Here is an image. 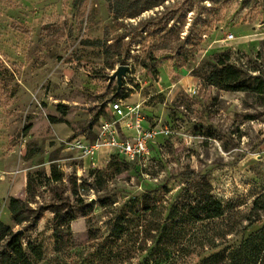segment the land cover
I'll return each mask as SVG.
<instances>
[{"label":"rangeland","instance_id":"obj_1","mask_svg":"<svg viewBox=\"0 0 264 264\" xmlns=\"http://www.w3.org/2000/svg\"><path fill=\"white\" fill-rule=\"evenodd\" d=\"M111 2L0 0V264L16 232L32 264H151L170 225L184 236L176 263L194 264L264 223V211L246 220L264 195V0H156L135 16L141 0ZM219 60L259 75L248 83L261 92L211 84ZM136 118L158 131L143 159L69 144L102 141L105 124L130 138ZM205 189L225 215L195 222L188 205ZM11 198L26 202L24 221Z\"/></svg>","mask_w":264,"mask_h":264},{"label":"trees","instance_id":"obj_2","mask_svg":"<svg viewBox=\"0 0 264 264\" xmlns=\"http://www.w3.org/2000/svg\"><path fill=\"white\" fill-rule=\"evenodd\" d=\"M111 4V0H107ZM128 1V0H124ZM140 0H132V5L137 4ZM164 1V0H162ZM213 2H227L228 0H212ZM141 6L135 10L134 12L129 13V16H135L143 9H148L157 5L156 0L152 2L151 0H141ZM117 4V3H116ZM114 10V15L116 18L120 17L118 14L119 7L118 5H112ZM211 70L207 75V80L222 89L225 90H232V91H246V90H253L256 92H261L260 85H251L248 83L249 81L257 82L259 81V75H243V72L240 68H237L235 65L224 62V61H217L216 64L211 65ZM153 70V69H152ZM248 80H247V78ZM117 96L114 95L112 98H116ZM53 180H57V177H54ZM27 190L29 191V183L27 186ZM199 193L196 197L192 200V203L188 205L187 215L190 219L194 220L195 222L203 221V220H211L222 218L225 215L224 208L222 204L217 201L211 194L209 189H205V191H198ZM81 203V199H78ZM26 202H22L18 199L11 198L10 199V211L12 214L13 219L16 222H21L25 220V217L22 216L23 212L26 210ZM264 211V195H258L252 202L249 214L246 215V220H249V225H253L254 223H260L261 217L260 212ZM254 216V219L251 218ZM64 221H71L74 219L72 213H66L64 215ZM58 223V222H56ZM173 224V223H172ZM164 228V234L161 236H168L167 244L165 248H163V258L161 259H154L151 264H177L178 261L176 258L179 254V249L175 248L173 245L178 246L180 244L178 239H183L182 232L174 233L171 236V232L173 227ZM68 229V227L66 228ZM53 235L56 242V247H58L59 243L62 242L63 239V230H60L56 224L53 229ZM122 232V229L116 230L113 233V236H119ZM66 233V232H65ZM68 233V232H67ZM222 232H217V236H221ZM178 244V245H177ZM7 247L10 249V253L12 254L11 259H14L9 264H14L16 262H20L21 264H32L31 261L28 259L22 244L19 241L18 233L10 234V237L6 243ZM214 247H217L221 244L213 243ZM30 244L28 243V247ZM33 255L36 259L41 258L42 251L39 247H35L32 249ZM194 264H264V223L256 229L255 231L250 232L247 236L242 237L241 240L237 243H232L223 246L221 249L210 253L206 256L201 257L197 262Z\"/></svg>","mask_w":264,"mask_h":264},{"label":"built area","instance_id":"obj_3","mask_svg":"<svg viewBox=\"0 0 264 264\" xmlns=\"http://www.w3.org/2000/svg\"><path fill=\"white\" fill-rule=\"evenodd\" d=\"M112 109L118 119L126 117V113L119 102H113ZM127 126H133L135 131L130 138L121 139L115 135L111 124H105L101 131V135L104 136L102 141L85 143L75 138L69 144L85 155L94 154L101 147H107L110 152L122 155L127 161H136L147 157L151 152V144L158 131L143 127L140 118H136L133 122L130 119Z\"/></svg>","mask_w":264,"mask_h":264},{"label":"water","instance_id":"obj_4","mask_svg":"<svg viewBox=\"0 0 264 264\" xmlns=\"http://www.w3.org/2000/svg\"><path fill=\"white\" fill-rule=\"evenodd\" d=\"M127 70H128V66L127 65H119V66L116 67V69L110 75V79H116L117 91L122 86V78L126 74ZM16 233H18V232H16Z\"/></svg>","mask_w":264,"mask_h":264}]
</instances>
